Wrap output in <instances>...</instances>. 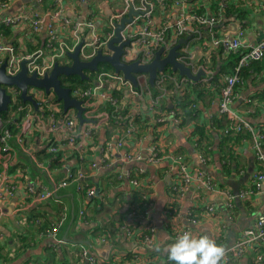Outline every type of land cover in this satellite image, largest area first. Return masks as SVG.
<instances>
[{"label":"crops","instance_id":"obj_1","mask_svg":"<svg viewBox=\"0 0 264 264\" xmlns=\"http://www.w3.org/2000/svg\"><path fill=\"white\" fill-rule=\"evenodd\" d=\"M147 1L153 4L149 19L151 27L156 28L171 26L181 13L192 16L191 20L197 16L215 15L220 0H189L184 5H177V0ZM227 2L234 8L222 13L212 27L213 32L217 36H233L242 30V39L249 45L264 39V0ZM122 9L121 0H62L55 20L58 36H64L70 44L77 41L70 36L69 29L63 27V20L71 23L91 20L93 28L83 30L84 39L93 33L103 35L108 19L120 14ZM33 11L40 14L56 11L54 0H8L7 7L0 10V21L17 15L30 17ZM194 27L199 28L204 39L183 35L180 38L189 40L181 49L189 51L194 73L204 65H213L216 73L224 57L209 45L206 37L209 29L196 23ZM46 41L44 28L37 33H30L26 26L0 30V43L20 57L43 50ZM262 59L258 70L247 69L244 82L235 90L232 104V109L255 129L264 128V101H259L264 97ZM67 63H70L69 59ZM202 82L203 79L186 85L191 88ZM213 89L212 86L209 93L200 97L193 94L195 119L189 118L180 125L168 116L155 131L151 128L153 123L147 98H119L118 109L124 112L123 121L116 127H112L110 122L96 131L82 164L75 160L69 147L62 146L59 150L66 153L67 159L52 164L46 158L49 153L45 149L44 135L38 130L26 135L21 143L17 142V133L11 136L9 153L0 148V186L8 182L14 187L13 195L0 202V264H87L89 257L96 264H166L168 258L164 249L184 231H191L196 236L207 234L225 251L231 248L264 213V192L259 189L250 193L252 175L258 164L249 133L243 132L238 142L232 141L234 160L228 166L229 172L225 171L228 167H224L218 150V132L209 126L211 118L217 114L219 102V94H212ZM202 123L205 132H209L214 140L213 154L206 164L195 151L191 137L194 125ZM127 129H130L129 136L124 138V146L118 147L116 142ZM126 146H131L130 151L139 153L144 161L122 166L118 159ZM153 148H157L160 160L149 163L147 158L153 153ZM168 154L181 155L191 170L204 171L201 166H205L206 174L214 182L225 184L231 192L227 183L237 184L240 201L238 204L233 201L236 210L232 215L223 197L215 191L197 193L190 189L182 198L174 200L171 193L175 165L170 159H163ZM77 171L85 176L79 183L96 189L94 196L77 191L73 183L45 202L37 201L36 196L28 191V184L38 191L40 187L49 188L68 173ZM127 172L136 177V184L124 179ZM120 174L122 179L118 177ZM243 191L245 194L241 195ZM210 205L213 213L206 214L205 207ZM132 212L134 214L131 215ZM189 214L197 216L195 225H189ZM61 215H64V220L56 235L48 237L47 231L57 224ZM123 224L129 226L130 234L120 233L119 226ZM151 234L153 245L149 247L143 238ZM82 251L87 256L83 257ZM228 264H264V241L253 242L240 257Z\"/></svg>","mask_w":264,"mask_h":264},{"label":"built area","instance_id":"obj_2","mask_svg":"<svg viewBox=\"0 0 264 264\" xmlns=\"http://www.w3.org/2000/svg\"><path fill=\"white\" fill-rule=\"evenodd\" d=\"M113 1V0H110ZM123 9L120 14L113 15L108 19L107 28L103 35L93 33L88 39H84L83 30L92 29V21L71 23L68 20H63V27L68 28L70 36L76 39L75 44L68 43L65 37H59V29L55 20L59 13L60 3L62 0H54L56 11L48 14H40L33 11L30 17L17 15L13 17H5L0 21V30L3 27H16L26 26L30 33H37L41 29H45L47 41L43 50L35 51L34 53L27 54L23 57L15 55L10 49L0 43V64L5 60L7 65L5 71L7 75L13 76L19 70L21 61H25L28 74L35 73L38 78H42L46 73H49L54 63L65 65L67 60V53L72 52L75 46L80 42L83 45L80 49V57L82 60L88 61L95 56L98 50L105 52L106 44L109 39L114 35L115 25L126 16L130 7L135 10L141 9L145 11L143 15L133 18L130 24H127L123 32V40H129V43L124 47V52L121 55V61L124 63H131L137 61L139 64L144 65L150 63L155 55V52L164 47L167 52L169 48L175 45L180 37L183 35H191L196 39H202L203 34L199 32V28L194 27V23L198 26L208 28L206 37L208 43L212 47L218 49L223 56L234 52H240V57L235 66V72L231 76L223 78V84L219 91V102L217 107V115L223 116L229 121V129L231 134L248 132L252 136V147L254 151L255 162L258 164L257 171L252 175V186L250 193L259 189L264 192V128L253 127L248 120L238 115L233 109L232 104L235 99L236 86L241 84L239 79L240 70L247 64L260 61L264 57V39L258 43L249 45L242 39L243 32L239 30L233 36L222 35L217 36L213 32L212 27L220 19L222 13L228 6L227 0H220L219 6L215 15L211 16H197L195 20H191L192 16H186L185 13L179 14V18L171 26H160L152 28L150 24L153 4L147 0H121ZM189 0H177V5H184ZM136 4V5H135ZM145 5L148 6L146 10ZM7 7V0H0V10ZM62 28V27H61ZM204 39V38H203ZM165 52V53H166ZM165 53L162 55L164 56ZM177 60L184 65L193 68L191 62V55L187 49L180 51ZM206 78L204 81L210 79L212 73L206 70ZM146 74H137L135 76L136 86L131 85L130 82L125 80L121 74L115 73L111 70L101 69L94 77L93 82L87 86H78L70 89L71 97L81 101L83 107L82 117L85 120L79 128L78 120L73 109L63 111L62 105L55 99L52 93L46 94L42 89L28 88L27 95H29L36 104V109L29 103H19L20 91L14 87L9 88L7 91L10 95L11 103V117L15 120L18 119L17 126V142L21 143L23 138L38 130L44 135L47 143L46 151L48 153H57L62 147H69L70 150L76 155L77 161H84V154L87 150L89 142L93 139L96 131L110 122L123 121V113L118 109L119 98L134 100L137 97L147 98V104L151 116L159 114L161 107L167 102L169 89L167 86L170 84L173 90L179 95L184 92L188 80L179 78L176 74H172L170 70L158 73L154 85L157 92L154 94L148 83ZM107 89H104V88ZM113 92L123 94L119 98L113 97ZM8 108V109H9ZM175 119L174 112H168L167 117ZM166 118L158 117L155 119L157 123H163ZM153 120V119H152ZM130 129L124 130V134L120 136L116 142L118 147L124 146V138L129 136ZM11 133L8 129H3L0 124V148L4 153H9L10 145L9 139ZM129 147H125V152L119 157L118 161L122 166L128 164L138 163L144 161L139 153L130 151ZM157 148H153V153L147 158L149 163H156L160 160V155L157 153ZM170 159L172 164L175 165V181L173 191L177 194L178 200L182 198L184 193L190 189H194L197 193H208L215 191L225 200V206L230 213L231 204L234 201L232 192L223 189L217 182H214L204 171L191 170L189 164L183 159L182 156L176 154H168L163 159ZM162 159V160H163ZM200 159L204 162L203 157ZM95 167V164H92ZM171 168V166H170ZM258 172V174H257ZM122 179V175H118ZM85 176L81 171L70 172L65 178L59 182L53 183L49 188L40 187V190H35L32 184H28L27 188L31 195L36 196L39 202L49 201L63 188L69 184H76L77 191H85L87 196H94L96 189L87 184H81L79 181L84 179ZM6 178H4L5 181ZM126 180L136 184V177L127 172L125 174ZM14 187L10 183H3L0 186V202L6 197L13 195ZM245 192L241 193V195ZM206 214L213 213V207H205ZM134 214L133 212L131 215ZM197 216L189 214V225H195ZM64 220V215L60 216L57 224L53 225L47 231L48 237H54L58 230V226ZM36 223H39L38 220ZM120 233L125 235L130 234L129 226L123 224L119 226ZM183 232H181L182 234ZM153 235L144 236V242L152 247ZM255 241H264V213L261 214L252 226L246 230L236 243L225 251L221 264H228L230 260L240 257L245 248ZM82 256H87L85 251H82ZM87 264H96L95 260L91 257L87 258Z\"/></svg>","mask_w":264,"mask_h":264},{"label":"water","instance_id":"obj_3","mask_svg":"<svg viewBox=\"0 0 264 264\" xmlns=\"http://www.w3.org/2000/svg\"><path fill=\"white\" fill-rule=\"evenodd\" d=\"M146 10L148 6L145 5ZM145 11L141 9L135 10L130 7L126 16L115 25L114 35L108 40L105 52L98 50L93 58L88 61L82 60L80 57V49L83 42H80L72 52L67 53V58L70 60L69 64L60 65L54 63L49 73H46L42 78H38L35 73L28 74L25 61L19 64L18 72L13 75H7L5 67L7 62L4 60L0 64V113L7 112L11 103L10 95L7 92L8 88L14 87L20 91V99L23 102H29L35 109V101L27 95L28 88L42 89L46 94L52 93L56 100L62 105L64 112L73 109L78 120L79 128L85 121L82 117L83 107L81 101L71 97L70 89L61 86L60 77L78 76L81 79H87L85 72H96L100 64H107L111 69L121 74L125 80L136 86L135 76L137 74H146L148 83L152 87L158 73L170 70L172 74H176L179 78H185L189 82H198L206 78V73L203 68L193 72L192 68L184 65L177 60L180 54L181 46L188 43L189 38H179L177 43L171 48L164 50L160 47L154 55L153 60L141 65L137 61L131 63H124L121 61V55L124 52V47L129 43V40H123V32L127 24L133 21L134 17L143 15ZM166 52V53H165ZM165 53L164 56H162ZM199 165V162H198ZM202 170L207 171L205 166H201ZM206 173V172H205ZM246 179V178H245ZM231 186L232 195L236 204L240 201V190L235 183H227Z\"/></svg>","mask_w":264,"mask_h":264},{"label":"trees","instance_id":"obj_4","mask_svg":"<svg viewBox=\"0 0 264 264\" xmlns=\"http://www.w3.org/2000/svg\"><path fill=\"white\" fill-rule=\"evenodd\" d=\"M7 4H8V0H7ZM233 8H234V6L228 5V7L224 11L230 12ZM198 13L199 12H195V14H198ZM240 54H241L240 52H234V53L228 54L227 56H223L220 53L219 55L224 57V59L222 60L223 64L219 67L218 71L215 73V68L212 69L213 65L210 67H207V65H204L203 67L206 70L210 71L211 73L213 72L210 79H208L202 83H199V84H194L191 86V88L188 85H186L184 92L180 95L177 92H175L173 90L172 85L169 84L167 86V89L170 90L169 95L167 96V101H166L167 103L160 108L161 111L159 114L151 116V118L153 119L152 120L153 126H151L152 130L155 131L157 128H159L162 125V123H157L155 121V119H157L158 117L166 118L168 112H170V111L175 113V119L178 121V123L180 125H182L183 123H186L185 121L189 118L191 120L195 119L196 116H195L194 112L196 111V108H194V101L192 100L193 94H194V96L198 95V97H200L203 93H209L210 88L213 86L214 92L212 94L218 95L219 91L221 89V86L223 84V78L225 76H231L235 72L234 71L235 66L237 64V60L240 57ZM260 62H261V60L251 62L240 70L239 79L241 81V84L236 86V88H239L242 85V83L244 82L245 73H246L247 69L253 68L254 70H258L261 66ZM101 69L111 70V67L107 64H100L98 67V70L96 72H90V73L85 72L87 79H81L78 76H70V77L61 76L60 77L61 86L67 87L69 89L76 88L78 86H87L88 84H91L93 82L95 75ZM187 84H189V81ZM150 89L154 94L157 92V89L155 86L150 87ZM113 94H114L113 97H115V98H119L120 96L123 95V94H119L117 92H113ZM262 98L263 99L259 100L260 102L264 101V97H262ZM19 103L24 104L22 102V100H20ZM10 113H11L10 108L8 109L7 112L0 113V123L3 127V129H8L11 133V136H13L18 131L17 127H16L17 126L16 124L18 123V119L15 120L14 117H11L12 114H10ZM111 123H112L111 124L112 127H116L118 125V122L112 121ZM229 124H230L229 121L225 117L218 116L217 114L215 116H213L211 118V121L209 122V126H211L210 128L213 129V131L218 132V134H217L218 140H219L218 150L221 154L222 161L224 162V167H228L230 165L231 161L234 160V154L232 152L233 149L231 148L232 141L238 142L242 138V136H243L242 134H244L243 132L237 133V134H231L230 129H229ZM246 133H248V132H246ZM191 137H192V140L194 143L195 151L203 157L204 162L206 164L208 161V158L211 160V155L213 154V142H214V140H213L212 136H210L209 132L208 133L205 132L204 123H202L200 125H194L193 131L191 133ZM263 147H264V144H263ZM89 150H90V147H89ZM65 156H66V153L61 152L59 150L55 154L49 153L46 156V158H47V160H51L52 164H53L55 162H59V160L63 161L64 159H67V158H65ZM73 157L75 158V160H77V157L75 154L73 155ZM78 163L80 164L81 162H78ZM229 169L230 168L228 167V170H225L226 173L229 172ZM257 170L258 169H256V171ZM257 174H258V172H257ZM218 184L223 189L229 190L228 188L225 187V184H223V183H218ZM250 189H253L252 184H251ZM171 194H172V198L174 200H176L177 194L174 191H172ZM231 206L232 207L230 209V213L232 215V213L234 212V210H236V208L234 206V203H232ZM203 212H204V210H203ZM166 264H174V262L167 260Z\"/></svg>","mask_w":264,"mask_h":264},{"label":"clouds","instance_id":"obj_5","mask_svg":"<svg viewBox=\"0 0 264 264\" xmlns=\"http://www.w3.org/2000/svg\"><path fill=\"white\" fill-rule=\"evenodd\" d=\"M164 251L174 264H221L225 249L207 234L193 235L191 231L179 234Z\"/></svg>","mask_w":264,"mask_h":264},{"label":"rangeland","instance_id":"obj_6","mask_svg":"<svg viewBox=\"0 0 264 264\" xmlns=\"http://www.w3.org/2000/svg\"><path fill=\"white\" fill-rule=\"evenodd\" d=\"M64 64L66 65V64H68L67 63V60H65V62H64ZM165 71H168V69H166ZM9 90V88L7 89V91ZM1 124V123H0Z\"/></svg>","mask_w":264,"mask_h":264}]
</instances>
